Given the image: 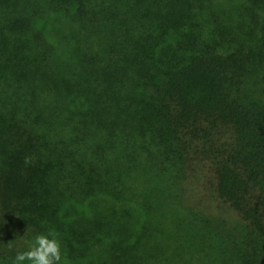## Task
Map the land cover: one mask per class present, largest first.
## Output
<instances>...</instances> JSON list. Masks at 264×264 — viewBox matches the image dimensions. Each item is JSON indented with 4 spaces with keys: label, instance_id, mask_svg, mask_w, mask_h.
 <instances>
[{
    "label": "trees",
    "instance_id": "1",
    "mask_svg": "<svg viewBox=\"0 0 264 264\" xmlns=\"http://www.w3.org/2000/svg\"><path fill=\"white\" fill-rule=\"evenodd\" d=\"M214 1L0 0V255L264 264V14ZM208 176L240 230L186 198Z\"/></svg>",
    "mask_w": 264,
    "mask_h": 264
},
{
    "label": "rangeland",
    "instance_id": "2",
    "mask_svg": "<svg viewBox=\"0 0 264 264\" xmlns=\"http://www.w3.org/2000/svg\"><path fill=\"white\" fill-rule=\"evenodd\" d=\"M256 1H258V4H256ZM250 9L251 10L258 9L260 13L263 15L264 0H215L208 9V11L210 12V16L208 17V19H219L225 22L227 21L228 23L234 25H237L239 21H242L243 19H245L247 22H251V16L249 13ZM252 80L258 83L260 86L264 87V65H262L261 67H257L255 69ZM258 92H261V96L264 97V88L259 89ZM209 178L210 176L202 177L201 179L199 177L198 180H196V182H193L190 185V193L187 192L186 198L188 199L190 197L192 201H194L195 203L198 202L199 205L197 204V206L201 208L206 215H211L216 217L217 219L215 220L217 223L219 222L217 221L219 220V217H222L228 220V222L232 225V229L240 230V226L238 224L240 218L237 212L229 208L227 205L223 204L221 201H219L216 198V196L213 194V192L210 191L208 184ZM214 229L220 230L219 227H214ZM221 240L222 239L218 238V242L222 243L223 241ZM216 246H220V245L217 244ZM189 252L193 253V251H189ZM176 253H178L182 257L188 255L187 249L186 251L182 250V252L181 251L179 252L176 249ZM214 253L215 254L213 255V258L216 260V262L221 263L220 262L221 260H217V259L219 258L223 259L224 256L225 259H227V254L226 252L224 253V251H215ZM204 255L205 254H203V256ZM210 257L211 256L209 255L207 256L205 255L204 256L205 260L202 262V264L204 263L210 264V263H206L210 261L209 259ZM14 258L15 256L12 255H0V264H13ZM25 264H28V262H25Z\"/></svg>",
    "mask_w": 264,
    "mask_h": 264
},
{
    "label": "clouds",
    "instance_id": "3",
    "mask_svg": "<svg viewBox=\"0 0 264 264\" xmlns=\"http://www.w3.org/2000/svg\"><path fill=\"white\" fill-rule=\"evenodd\" d=\"M61 243L56 234H38L29 243L26 251L18 252L13 264H61Z\"/></svg>",
    "mask_w": 264,
    "mask_h": 264
}]
</instances>
